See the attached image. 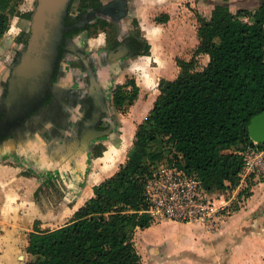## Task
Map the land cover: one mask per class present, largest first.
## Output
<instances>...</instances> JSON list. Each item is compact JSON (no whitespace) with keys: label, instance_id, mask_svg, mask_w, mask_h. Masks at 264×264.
<instances>
[{"label":"trees","instance_id":"16d2710c","mask_svg":"<svg viewBox=\"0 0 264 264\" xmlns=\"http://www.w3.org/2000/svg\"><path fill=\"white\" fill-rule=\"evenodd\" d=\"M23 2L0 0V42L14 17L31 18L32 13L19 9ZM168 19L165 14L156 22ZM197 21L198 45L192 57L177 58L178 76L160 81V94L137 126L126 161L93 187L94 195L65 225L34 228L27 247L32 259L25 264H142L136 233L155 224L146 212L145 186L163 163L197 178L209 193L239 187L244 153L264 148L249 135L250 121L264 112V2L255 11L236 13L217 5L210 18L197 13ZM150 51L145 41L140 55ZM202 56L209 61L199 69ZM139 94L134 80L114 87V108L124 111ZM103 151L97 154L96 149L93 157ZM249 184L240 198L252 196L256 183ZM77 196L71 194L70 199Z\"/></svg>","mask_w":264,"mask_h":264},{"label":"rangeland","instance_id":"374dc122","mask_svg":"<svg viewBox=\"0 0 264 264\" xmlns=\"http://www.w3.org/2000/svg\"><path fill=\"white\" fill-rule=\"evenodd\" d=\"M36 1L24 0L19 9L25 13H32ZM141 4H144L143 0ZM144 7L147 9L145 15L136 18L138 27L136 31L141 36L145 35L144 39L151 47L150 55L130 59L114 75L112 85L114 88L134 80L140 88L139 98L134 108H125L124 111L113 110V118L118 129L114 137L99 145L97 154L110 145H114L115 148L111 146L97 167L93 163V156L90 163V173L96 171L99 177V173L104 170L105 174L100 175V182L95 183L94 174L90 178L89 173L84 188L81 189V193H76L79 196L75 200L70 199L75 191V187L68 184L70 181L41 183L38 180L40 184H34L33 188L32 205L26 208L25 199L17 196L19 203H22L21 210L14 213L20 218L17 222L13 221L12 225L8 223L0 226V264H25L31 260L27 247L29 235L34 228L37 226L41 230H52L65 225L76 209L90 198V194L82 197L83 191L93 189L111 173L107 172L109 169L119 167L126 161L135 139L136 127L144 120L145 113L152 108L159 93L160 81L177 75L176 58L189 60L193 55L198 26L197 13L210 17L194 0H146ZM165 13L169 14L170 21L158 26L155 18ZM22 19L20 17L12 19L11 31L9 30L6 41L4 39L5 42L2 41L10 59L21 49L18 38L28 26V20ZM93 44L94 42L88 44V47H94ZM2 61L4 59L0 56V77L7 66ZM199 63V69H202L207 63L206 58L201 57ZM116 147L117 156L114 154ZM25 174L30 176L32 173ZM254 184L252 190L259 186L255 189V193L253 192L258 201L253 204L252 199L238 196V201H235L229 212L218 220L214 228L198 223L167 221L155 223L156 226L153 229L138 237L140 248L144 242L152 238L163 241L161 243L163 247L158 246L160 249L157 251L164 254L163 258L159 261L153 258L154 261H151V264H264V180L254 181ZM249 185L248 183L238 192L241 193ZM251 225H254L255 231L244 229ZM258 226L261 231L257 232ZM187 239L190 240V244L185 243L188 242L185 241ZM184 243L187 248L183 247ZM143 252L145 253L143 263L150 264L152 256L149 249H143Z\"/></svg>","mask_w":264,"mask_h":264},{"label":"flooded vegetation","instance_id":"af4514ba","mask_svg":"<svg viewBox=\"0 0 264 264\" xmlns=\"http://www.w3.org/2000/svg\"><path fill=\"white\" fill-rule=\"evenodd\" d=\"M137 11L136 0H72L66 22L48 32L45 48L33 58L44 68V95L25 105L29 110L26 122H0V140L9 137L15 141L28 132L34 141L37 135L44 137V152L34 148L26 169L42 183L70 181L73 186L80 175L75 164L80 159L74 157L84 155L91 161L99 145L116 134L113 78L130 59L142 57L144 50L145 35L136 31ZM20 34L21 49L10 61H2L9 78L28 42L26 29ZM92 42L94 47H88ZM2 85L0 107L9 98V86ZM51 153L54 156L48 158ZM42 155L44 166L53 165L52 169L39 168ZM89 173L90 168L73 194L81 193Z\"/></svg>","mask_w":264,"mask_h":264},{"label":"crops","instance_id":"0c3cea01","mask_svg":"<svg viewBox=\"0 0 264 264\" xmlns=\"http://www.w3.org/2000/svg\"><path fill=\"white\" fill-rule=\"evenodd\" d=\"M194 1L199 6V8L202 11L206 12L210 17L212 15L213 10L215 9V7L217 5H227V6H229L230 10L233 13H236L237 11L244 10V9L249 10V11H255L256 9L261 7V5L264 2V0H194ZM143 2L145 4L146 0H143ZM141 3H142V0H138V11H137V13L139 12V14H137V16H139V17L144 16L145 11L147 10L144 7V4L142 5ZM143 9H144V11L142 12ZM165 14L169 16L168 13H165ZM165 14H162V15H165ZM159 16H161V15H159ZM156 18H155V20H156ZM169 21L170 20L168 19L167 22L157 23V25L158 26L165 25ZM197 24H198V21H197ZM196 29H197L196 30V42H195L194 49L198 45V26ZM8 33H10V32H8ZM8 33L6 34V36L8 35ZM6 36H5L4 40L6 39ZM4 40H2V41L5 42L6 40L5 41ZM3 42L0 43V56H2V58L6 61H10L9 54H7L6 46L3 45ZM5 54H7V55H5ZM145 57H147V56H145ZM204 57L206 58L207 63H208L209 57L208 56H204ZM176 59H175V67H176V70L178 72L174 78H171L169 80H174L180 72V68L178 67V65L176 63ZM184 60H186V59H184ZM4 73L0 77V93L3 90L2 83H4L7 87L9 86V89H8L9 90V96H8L9 98L7 97L8 99L5 102L2 101V107H0V122L8 123L12 120H16L17 122H23V121L26 122L25 121V119H26L25 112L29 111L28 109H25V105L27 104V102H25V101L21 102V101H19L20 99L18 97H15L16 80L14 77L9 78V75H10L9 71H6ZM159 94H160V91H159L157 97L159 96ZM157 97H156V99H157ZM153 105H154V103H153ZM153 105H152V108H153ZM130 107L134 108V105L128 106L126 108H130ZM152 108L148 112L145 113V116L143 119H145L148 116V114L152 110ZM143 121L144 120H142V122ZM142 122H140V123H142ZM140 123H138V125ZM27 136L29 138L32 137V135H30L28 132V135H21V137L15 141H14V139L12 141V139H10L9 137H7L6 139L0 140V226L2 224L7 225L8 223H11V225H12L13 221L14 222L18 221L17 219L20 217H19V215L17 217L15 215L16 213H14V212L21 210V204L22 203L20 204L17 198L23 197L22 199H25V201H26L25 208L29 207V205H32V199L31 198L33 197L34 184H40L37 178H34L32 175L27 176L25 173H26V169L28 167H30V163L27 162V160H28L27 157H28V155H30L34 151V148L35 149L37 148L39 150H42V152H44V139H43L44 137L37 135L36 138H38V139L37 140L35 139L36 141H34L32 138L27 139ZM111 146H113L115 148L114 145H110L107 147L103 156L93 158V163H95L96 167H97L98 163L102 162L106 153L111 149ZM115 150L116 151L114 154L117 156L118 155L117 147ZM18 152L20 154H18ZM41 159L43 160V163L40 164L39 168L43 169L44 168V156L43 155L41 156ZM121 164H123V163H121ZM96 167H94L95 170H96ZM119 167L117 166L116 168L114 167L113 169H109V171H107V172L108 173L111 172V173L106 178L114 175L118 171ZM105 172L106 171H104V170L101 171L99 173V177H97L98 175H96V171H94V172H91L89 176L91 178V175L94 174L93 180H95V183H96V182H100L99 181L101 179L100 175L102 176V174H105ZM103 181H101V183ZM40 182L42 183L41 180H40ZM260 186H262V184H260ZM258 187L259 186H257L256 188H258ZM256 188H254L252 190V193L253 192L255 193ZM89 194H90V198L94 195L93 189H90V190L87 189V191H83L82 197H84L85 195H89ZM82 197H81L80 201L82 200ZM256 198H257V196L255 197V194L254 195L252 194V196L249 199H252L251 201L254 204L255 202L258 201ZM80 201H78V203ZM17 208H19V209H17ZM163 222L166 223V221H163ZM167 222L171 223L173 221H167ZM160 223H162V222H160ZM176 223H178V222H176ZM155 226H156V224H154L152 227H150L146 230H138L136 233V237H135L136 245H137V250H138L140 256L142 257V264H144L143 259H145L144 258L145 253L143 252V249L144 250L149 249V251H150V254L152 256V259H150V264H151V261H154L153 258H156L159 261L164 256L163 253L157 252L158 249H160V248H158V246L163 247L161 244V243H163V241H161L160 239L152 238L151 240L144 242V244H142L141 248H140V244H138V237H140L142 234H144V232H146V233L149 232ZM244 229L246 231H252V230H254V225H251L250 227H245ZM258 231H261V228L259 226H258L257 232ZM185 241H188V242H185L186 244H190L189 243L190 240L187 239ZM185 243H184L183 247L187 248ZM176 245H173V246L175 247ZM156 252H157V254L155 255ZM154 255H155V257H153Z\"/></svg>","mask_w":264,"mask_h":264},{"label":"built area","instance_id":"2783aa9c","mask_svg":"<svg viewBox=\"0 0 264 264\" xmlns=\"http://www.w3.org/2000/svg\"><path fill=\"white\" fill-rule=\"evenodd\" d=\"M244 161L239 187L215 193H209L197 178L175 166L165 163L159 165L152 171L145 186L149 203L146 212L155 223H198L214 228L218 220L238 201V191L248 185L249 180H264V148L247 150Z\"/></svg>","mask_w":264,"mask_h":264},{"label":"water","instance_id":"95a60500","mask_svg":"<svg viewBox=\"0 0 264 264\" xmlns=\"http://www.w3.org/2000/svg\"><path fill=\"white\" fill-rule=\"evenodd\" d=\"M71 1L37 0L26 28L28 42L22 47V58L19 59V63L15 66L13 72V77L16 80L15 97H18L19 101H25L28 104L44 95V80L42 77L44 68L38 60L33 58L45 48L48 32L57 31V28H61L66 22ZM249 135L256 144H264V112L256 115L250 121ZM53 156V153H51L48 158ZM74 158L80 159L79 162L76 161L75 163L80 175L73 185L78 191L81 188V183L85 181L90 165L88 156L83 155L80 158L75 156ZM46 166L52 167L53 165L46 164Z\"/></svg>","mask_w":264,"mask_h":264}]
</instances>
